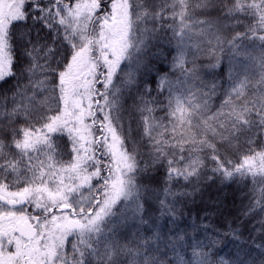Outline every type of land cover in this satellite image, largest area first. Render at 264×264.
<instances>
[{"label": "snow or ice", "instance_id": "snow-or-ice-1", "mask_svg": "<svg viewBox=\"0 0 264 264\" xmlns=\"http://www.w3.org/2000/svg\"><path fill=\"white\" fill-rule=\"evenodd\" d=\"M165 38L171 68L141 87ZM217 182L264 232V0H0V264H164L159 220Z\"/></svg>", "mask_w": 264, "mask_h": 264}, {"label": "trees", "instance_id": "trees-1", "mask_svg": "<svg viewBox=\"0 0 264 264\" xmlns=\"http://www.w3.org/2000/svg\"><path fill=\"white\" fill-rule=\"evenodd\" d=\"M20 31H23V29L21 28ZM153 44L157 46H150V51L144 58L141 67L137 68L135 64L132 67L137 73V79L141 81V87H143V82L146 81L155 89L157 78L170 70L176 51L174 47L167 43L166 38L153 41ZM221 55L224 56L222 67L226 71L229 61L226 54ZM188 59L190 60L191 56ZM20 63L21 61L17 60L15 66L17 72L20 70ZM197 63L201 66V76L205 81L222 80L220 68L210 70L206 67L209 63L206 57H201ZM125 71H127L126 68ZM122 75L123 73H121ZM170 78L174 80L176 77L171 76ZM10 83H15V81L12 80ZM9 86V84L3 85L4 88ZM135 95L136 93L133 91L132 97ZM132 97L129 96L128 92L124 93L125 108H131L133 104ZM218 105L219 100H215L214 106ZM128 118L129 113L126 112V127L129 122ZM131 123L133 129H135V117L132 118ZM66 139L65 137L64 140L66 141ZM183 183V181L180 182V184ZM180 184L173 188L174 192H193L192 185L181 188ZM218 184L219 182H217V185L203 189L201 192H195L191 196L180 197L179 202L176 204L178 215L174 222L167 217H161L159 220L161 239L159 242L153 241L152 243L154 247L159 248L155 255L163 260L164 264H198L205 257L194 255V250L206 252L207 264H221L222 260L229 261V264H240V261H244V264H253V261H255V264H264V258L259 254L261 249L258 248V245L264 243V241L258 239V237L264 235V232L259 228V218L244 217L243 210L248 201L242 198L240 191L236 190V184H232L231 187L226 189L228 193L227 201L217 206L215 197ZM152 187L155 191L148 198L153 203H158L155 201V196L160 195L163 197V193L156 185ZM154 215H159V213H154ZM261 215L264 216V214ZM233 229L241 234L238 240L231 235ZM133 232H135L134 228L128 233L130 237ZM174 234L183 235L184 239L176 243ZM141 235L146 236L149 234L141 232ZM169 241L175 243V248L172 247ZM213 241L218 242L212 243Z\"/></svg>", "mask_w": 264, "mask_h": 264}]
</instances>
